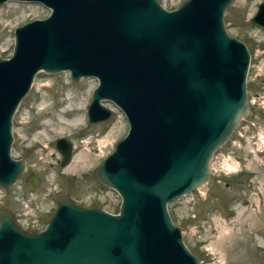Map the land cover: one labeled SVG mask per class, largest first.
I'll return each mask as SVG.
<instances>
[{"label":"water","instance_id":"95a60500","mask_svg":"<svg viewBox=\"0 0 264 264\" xmlns=\"http://www.w3.org/2000/svg\"><path fill=\"white\" fill-rule=\"evenodd\" d=\"M5 0H0V3ZM49 9L16 25L0 57V188L25 169L10 153L11 116L34 74L94 77L87 119L107 121L113 103L128 128L92 171L120 195L118 212L56 199L43 228L25 230L0 206V264H199L166 203L202 184L209 158L247 109L249 51L229 34L232 0H21ZM249 21L264 27V0ZM60 164L71 144L55 139ZM27 180L37 184L30 173Z\"/></svg>","mask_w":264,"mask_h":264},{"label":"rangeland","instance_id":"374dc122","mask_svg":"<svg viewBox=\"0 0 264 264\" xmlns=\"http://www.w3.org/2000/svg\"><path fill=\"white\" fill-rule=\"evenodd\" d=\"M181 1L159 0L166 8ZM260 1L232 0L223 13L227 32L242 40L250 53L247 110L213 151L217 169L190 193L167 203L172 221L180 227L184 243L199 264H264V170L255 163L244 139L245 134H254L264 113V27L249 21ZM47 11L38 2L0 3V57L12 49L15 25ZM95 84L94 77L72 81L66 70L37 71L12 113L10 155L22 157L25 169L8 192L0 188V206L10 209L25 229L43 225L60 194L80 204H95L111 212L118 209L116 191L96 181L91 171L125 134L127 122L113 103L103 99L101 103L112 110V116L101 123L87 121L86 104ZM75 105L80 107L79 116L73 111L59 114ZM246 123L248 128L243 129ZM57 136H65L72 147L63 166L54 144ZM226 157L236 171L224 168ZM30 173L37 176L36 186L27 180Z\"/></svg>","mask_w":264,"mask_h":264},{"label":"built area","instance_id":"2783aa9c","mask_svg":"<svg viewBox=\"0 0 264 264\" xmlns=\"http://www.w3.org/2000/svg\"><path fill=\"white\" fill-rule=\"evenodd\" d=\"M261 103L264 110V100H262ZM251 137H254V139H251ZM244 139L252 155L255 156L257 163L264 170V123H261L259 127L254 130V134H245ZM255 152H259V154L255 155ZM217 167L218 166L215 165L213 169H217Z\"/></svg>","mask_w":264,"mask_h":264},{"label":"bare ground","instance_id":"6f19581e","mask_svg":"<svg viewBox=\"0 0 264 264\" xmlns=\"http://www.w3.org/2000/svg\"><path fill=\"white\" fill-rule=\"evenodd\" d=\"M77 104V103H76ZM76 106V108H74V109H66V110H64L62 113H59L60 115H67V113L69 112V111H73L74 112V115H76L77 114V116H79V114H78V112H79V108L77 107V105H75ZM81 106V105H80ZM84 107V106H83ZM82 117V116H81ZM74 120V119H73ZM211 162V158H210V160H209V165L211 164L210 163ZM224 163V162H223ZM232 164L231 163H228V162H226L225 164H223V166H225L224 168H231V167H233V166H231Z\"/></svg>","mask_w":264,"mask_h":264}]
</instances>
